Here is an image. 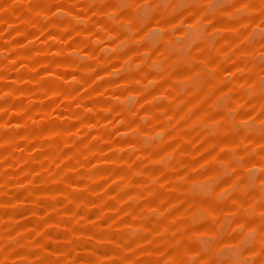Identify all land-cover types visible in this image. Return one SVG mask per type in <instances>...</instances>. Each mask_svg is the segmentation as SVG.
Masks as SVG:
<instances>
[{
    "label": "rangeland",
    "instance_id": "374dc122",
    "mask_svg": "<svg viewBox=\"0 0 264 264\" xmlns=\"http://www.w3.org/2000/svg\"><path fill=\"white\" fill-rule=\"evenodd\" d=\"M0 264H264V0H0Z\"/></svg>",
    "mask_w": 264,
    "mask_h": 264
}]
</instances>
